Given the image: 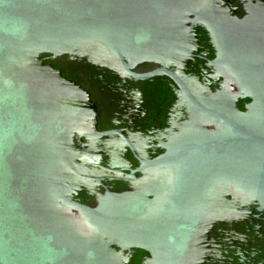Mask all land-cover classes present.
Wrapping results in <instances>:
<instances>
[{"label":"water","instance_id":"water-1","mask_svg":"<svg viewBox=\"0 0 264 264\" xmlns=\"http://www.w3.org/2000/svg\"><path fill=\"white\" fill-rule=\"evenodd\" d=\"M199 25L242 95L208 101L221 117L210 136L218 143L188 148L174 163V187L213 183L264 205V81H253L235 48L221 42L243 24L217 0H0V264H125L119 249L153 245L135 232L139 202L118 197L95 209L74 202L83 187L73 175L75 135L94 106L42 56L131 74L145 63L190 60ZM242 98L252 100L247 112L238 107ZM188 229L177 226L170 244L184 247ZM186 256L153 255V264H184Z\"/></svg>","mask_w":264,"mask_h":264},{"label":"flooded vegetation","instance_id":"flooded-vegetation-1","mask_svg":"<svg viewBox=\"0 0 264 264\" xmlns=\"http://www.w3.org/2000/svg\"><path fill=\"white\" fill-rule=\"evenodd\" d=\"M217 4L243 24L227 30L221 42L235 48V62L247 66L253 81H264V0ZM195 30L190 60L145 63L131 74L90 59L42 56L94 106L75 135L80 152L73 175L83 187L74 202L95 209L123 197L141 204L135 232L153 245L119 249L125 264H153V255H187L184 264H264L263 204L213 183L174 187L175 161L188 148L194 153L196 146L218 143L210 136L219 132L221 117L208 101L242 95L236 77L215 63L219 52L211 34L202 25ZM251 104L250 98L238 101L242 112ZM179 225L189 228L181 248L170 244Z\"/></svg>","mask_w":264,"mask_h":264}]
</instances>
